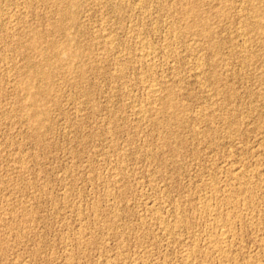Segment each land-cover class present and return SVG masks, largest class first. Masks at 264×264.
<instances>
[{"label": "rangeland", "instance_id": "obj_1", "mask_svg": "<svg viewBox=\"0 0 264 264\" xmlns=\"http://www.w3.org/2000/svg\"><path fill=\"white\" fill-rule=\"evenodd\" d=\"M0 264H264V0H0Z\"/></svg>", "mask_w": 264, "mask_h": 264}, {"label": "bare ground", "instance_id": "obj_2", "mask_svg": "<svg viewBox=\"0 0 264 264\" xmlns=\"http://www.w3.org/2000/svg\"><path fill=\"white\" fill-rule=\"evenodd\" d=\"M154 90V89H153ZM228 196V195H227ZM225 197V196H224ZM228 198V197H227ZM223 223V225H224V222H222ZM226 223V222H225ZM217 225V224H216ZM222 225V224H221ZM221 227V226H220ZM223 228V227H222ZM224 234V233H223ZM217 240H218V238H217ZM220 240H222L221 238H220ZM224 240V239H223ZM223 242V241H222ZM217 243V242H216Z\"/></svg>", "mask_w": 264, "mask_h": 264}]
</instances>
